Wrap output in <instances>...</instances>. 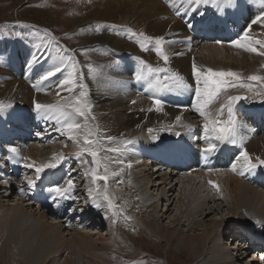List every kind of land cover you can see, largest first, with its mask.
<instances>
[{
    "label": "bare ground",
    "instance_id": "6f19581e",
    "mask_svg": "<svg viewBox=\"0 0 264 264\" xmlns=\"http://www.w3.org/2000/svg\"><path fill=\"white\" fill-rule=\"evenodd\" d=\"M179 1L181 0H90L91 4L87 6L89 10L86 11V20L90 19L100 20L103 22H117L113 24L114 26H111L113 28H109V26H102V32H104L103 35L91 33V38H93V41L102 40L103 42L110 43L113 46L112 50H115L117 60H112L111 62L104 63L105 65H99V67L102 65L104 67L102 70L98 71L95 80L87 75V70L84 67H81V70L85 73L84 83H86L87 85L89 84L90 86L94 85V88L89 87L88 85V90L91 91L90 94L94 103V109L91 111V116L94 117L95 120V131H99V133H111V136L117 138L116 142L121 139L120 142L118 141L119 143H106L102 146L104 149L120 148L121 151L118 154L110 151L105 152L103 150L100 152L101 167L98 171V175L103 176L105 174L103 171L105 165L108 167L109 173L118 172L119 175L115 177L110 176L107 182H105L104 180H98L96 184H94L92 176L90 174L85 175V173H91V170L94 167V165H92L91 163V156L87 154H85L83 158L90 161V164L86 163L83 167L81 166L79 160L75 161L77 163H74L70 160L68 162H65L63 166L61 164L59 165L62 168V171L59 173L53 172L52 169L51 171H49L48 169L45 170V172L41 174V177L39 179L41 182L38 186L35 187V189L32 190L31 197L37 196L40 198V200L44 198V195L48 193L47 189L51 187L49 186L47 188V186L51 182H53V184L64 182L66 186V181L68 179H71L73 175L75 176L76 173L72 172L71 170L76 166V171L82 173V180H79L80 185L82 186L85 182V195L83 196L87 198V202L83 205V211L81 212L78 209L80 203L83 202V199L79 198L82 194H79L80 196L78 197V192L83 193V191L77 188L76 185L74 186L73 194L75 196V202L73 206L70 204V201L67 200V202H62V206L60 208H56L52 202L49 204V201H47L46 209H43L42 211L39 203H36L35 201H33V203L29 201L25 203L26 200H23V198L19 199L17 197L16 200L18 202L14 203L12 207L6 205L0 206V256L2 255L0 260L2 264H6V259H4L5 255L7 253L14 252L15 249L19 250L21 257L23 258L21 264H28L32 259L41 257L42 248L47 249V254L52 252V254H54L55 256L58 252L66 253L71 259L67 260L66 264H77L76 254H78L80 258H82V263H85L86 259L89 262H102L95 257H98V255H101L102 257L104 256V254H108L114 258H117V260L122 264H127L126 258L121 257L122 255L120 251L119 254L121 256L116 255L117 252L115 249L117 246L115 245H117L118 242L125 243L126 247L133 244L135 252H140L141 247H137V243H139L137 241H140L139 239H141V235H143V237H148L149 234L153 233H156L155 237H159V239H167L168 242L178 240L176 247L178 251L180 250L179 253L187 251L194 256V261L196 262V264H200L202 261H205L204 264H238L235 263L233 259L239 262L242 257L241 255L244 253V249L246 250L248 249V247H251L252 251H254L253 249L257 251L258 249H260L264 254V242L258 245L251 244L246 247L251 237H247V234H245L244 232L246 230L251 231L254 238L260 240L264 239V167L262 170H260L261 167L258 166L252 172H245L243 175L245 178H248L246 182L243 180L244 178L242 179L243 175H240V170L238 171V167L243 164L242 160H238L236 162L234 161L237 165V171H233L231 167H228L234 157L237 156V153H239L240 151L239 149L241 147V140H243V149H247V151L249 150L250 152L254 153V156H250L254 160V162H256L257 157L264 159V131H261L260 129L262 127L261 124H263L264 127V111H260L259 113L256 111L255 106L249 107L250 105L247 104L248 102L246 103L245 100L246 96L239 93L241 92L240 88L242 87H238L237 85L236 88H230L231 90L227 91L228 94L243 97V99L234 102L232 106L234 116L237 119V127L241 126L242 133L239 131V129H237V133L235 136L237 144L233 145L229 142L217 143V145L219 146L217 147V150L215 152L205 154L199 150L200 148L207 147V144L203 141L202 138L203 133L205 132L204 125L208 124V127L212 128L214 126L212 123L213 121H227L228 109L227 107H225L222 114H218L220 111V101H218L215 102V106H208L205 109L206 116L202 117L197 114L191 107V105L195 102H193L192 99L195 95L194 88L196 86V79L192 71L193 63L196 64L198 69L202 70L212 68L227 71L228 67H231L233 69L243 68V71L240 73V79L245 77L247 80V78L251 76L249 73H247L249 72L247 70L261 68L260 61L263 60L264 56L251 53L249 51L246 52V50H244L243 48H237L235 46L227 45L230 43L229 39H225L224 41L216 40L217 36L219 38H222L221 34L227 33L229 31L227 30V27L222 29V32H224L222 33L218 32V30L220 29L218 28L219 26L210 31L205 30L203 26H191V28H189L188 26H184L183 23L179 21V17L171 14V6H177V4H180ZM258 6L260 8L256 9ZM203 7L204 6H202V8ZM192 9H189L191 10L189 12H192ZM214 10H216V8ZM217 12L214 16L215 18L217 16ZM238 12L240 11L238 10ZM260 12H264V4H260L258 0H255L254 3L251 2V0H244V5L242 7L240 15L244 16L243 19L245 21L246 19H248V21L250 22V20L253 21V18H256L254 16ZM131 16H136V21L125 22L121 20L128 19ZM207 19L209 20V17ZM193 22L195 21H192L191 23ZM213 22V26L217 24L215 21ZM118 23L125 26H119ZM252 24H249V29ZM260 24L261 23L258 22L256 25H252V36L253 39H256L254 37H259L261 38V41H264V34H262L264 32H260L261 28H263L264 26L262 27ZM243 27L244 26H236V29L234 28L231 34L228 35V37H234L238 34L239 29ZM131 28L138 32V34L144 33L145 35L152 37H157L158 35H160L165 36L169 41H178L177 43L165 44V49L167 50V54L171 59L169 60V63H172L169 64L172 67L170 69L172 70L170 74L172 75L174 71L180 73V76H182L184 78V81L190 85V88L188 90H185V96H180L177 102L174 100L173 104L171 103V105L163 104L161 110L159 111L154 108L153 101L151 99L153 95L150 94L151 89L148 87L150 79L139 81L137 85L138 88H136V80L134 74L136 75L140 72L134 71V63L132 62V57L145 58L143 61L154 68H162L158 65L159 59L162 60V58L157 59L155 58L156 56L154 57V48L149 51H142L136 43V40L126 39V37L124 36L125 31ZM198 28L199 31H205V36L202 37L201 35H198L199 37H196L194 36L195 34L190 33L196 29L198 30ZM246 28L248 27L246 26ZM111 29H113L114 32L111 33ZM233 32L235 33V35ZM247 32L249 33V30H247ZM255 33H257V35H254ZM28 39L31 40L30 43L27 42ZM89 39L90 38H88V35L84 36L83 42L87 43L89 42ZM233 39L234 38H232V40ZM253 39L252 41H254ZM201 40L209 41L212 44L207 43L201 46L200 43L203 42ZM217 41H219V44L217 43ZM5 43L6 49H8L9 51L14 50L15 48L16 50H21L24 49L23 47H29L27 48L28 50L26 52L18 55V60L22 63H24L25 60L26 63L30 59L32 52L35 50V45L39 43L41 44V40L37 38L33 40L31 36L27 39L19 40V42L13 41L12 43L11 41L9 42V40H6ZM197 45H200L201 47H199L195 51L193 48H191L193 50L189 49L190 46L196 47ZM253 45L259 44L252 43L250 46ZM0 49L6 50L2 48L1 39ZM141 51L144 53H141ZM5 57L6 55L4 53H0V102H3V104L5 105H11V107L7 109L6 113L0 114V124L4 123V118L9 117L10 115H16L17 111L14 110L19 109L21 113L19 112L20 116H18L16 119L18 122H15L13 124L17 125L18 123L21 125V128L16 131L17 135H14V137L11 132H8L9 130H7V132L4 131V128V130H2L1 124L0 133H6L8 135L9 139L6 138L7 142L13 141L14 143H18V139L21 143L19 145H22L23 142H27L29 136H31L30 140L34 139V141L39 142L38 139L40 138V135H36L38 128H41L42 124L49 123L50 120H45L44 118H42V114L37 113L34 110V103L39 102L42 104H56L61 101V98H67V93L59 90L56 87V85L58 84V80L64 77L57 76L51 78L44 84L43 88L40 91H37L35 86L34 88L31 87L30 82H34L36 84L38 76L41 75L44 71L49 70L52 66L53 61L49 58L46 60H42L32 68H28L27 70H30V73L29 76L27 75L28 78L25 79L24 73L21 69L14 72L13 69L7 67L6 61L2 60ZM138 60L139 59H134V62H140ZM161 60L160 62L162 63ZM7 63L10 64V62ZM141 68L142 63H139V71L141 70ZM64 75L66 76L67 73H64ZM243 84L245 85V83ZM248 87L253 88L250 85H247V88ZM57 91H60V96L56 95ZM155 96L159 98V95ZM133 100L136 102L132 103ZM223 100L224 95L221 94V101ZM239 101H245L244 103L247 104L246 107L245 105L240 104L241 102L239 103ZM262 101H264V97ZM150 108H152V111H148V109ZM95 110L97 112H95ZM177 116L180 117L179 122H177L176 120ZM245 117H250V122L248 123H250L251 127L246 125L247 123L244 122ZM76 122L80 123L82 126L84 125L82 123V120L79 118L76 119ZM137 125H139V127H137ZM200 126L202 128H200ZM88 127L91 128L90 124H88ZM32 129L35 130L34 133ZM56 129L57 128H52L49 131V134L45 135L43 139L48 140L49 138L52 139L53 137L62 136L61 133ZM148 129H152V135L156 134V137L158 138L159 136L164 137L165 141L163 142L166 146L171 147L172 143L175 148L174 154L172 147L168 148L167 152L164 148L161 153L159 152L158 158L155 159L153 157V153H150L148 149L145 148L146 143L144 141L150 142L149 140L151 138L146 131ZM22 130L23 132H26V135L22 133ZM63 131L64 130L62 129V132ZM52 132L56 134L51 136ZM176 132H180L181 135L177 136L175 134ZM65 133L66 132H64V134ZM66 136H68L67 133L65 137ZM197 137L200 139H195ZM68 140L70 143L68 145H70V147L66 148L65 153H68L71 157V155H73L72 153L75 152L76 146V152L80 151L84 146L83 132L80 135L79 143L72 141L71 139H69V137ZM157 140L158 139H156V141ZM126 141H134V143L129 144L127 145V147H125ZM0 145L3 146L4 149L6 148L5 146H8L5 143H1ZM38 147H40V142L37 144H35V142H32L29 148L37 149ZM6 151L8 152V150ZM146 154H151L147 156L148 159H150L147 162H155L164 167H167L170 164L178 165V167L176 166L175 168V171L178 175L183 173L188 174V172H190V174L192 175L188 178L186 177V180L184 179V177H182V179L177 178L176 182L182 184L185 187L188 185L194 186V184L196 183V178L200 179V181H204L202 185L207 190V186L211 185L209 184V181H214L215 184L218 185V187L212 188L214 190L221 191V195L223 194L224 196H227V199L231 201L234 206V229L230 230V228L228 229V231L230 230L233 235H240H238L239 239L235 237L232 238L238 240V243L236 241L237 246L234 244L236 246L235 248H238L237 251L239 250L238 253H234L232 250L230 251L227 246H219L222 238L220 236L217 237L216 235H214V233L212 232V228L206 226L207 223L205 219L207 218V215H211L212 212H215L221 207V205H219L220 202L216 203V200H214L216 199L215 197L212 198V202L214 203L213 206L215 205V208L209 206L207 207L208 200L211 199L207 195H204L203 199L198 200L195 206H188L189 208H186L188 210L186 216L193 220L194 225L196 227H199L198 229H200L201 227L206 228L203 229L204 231L201 234H195L192 236L189 235L187 237L183 235L185 237L182 238L169 231H164L163 233L157 230L156 226H158V223L155 222L156 219L152 218L153 215L152 217H150L152 211L150 210L147 215L145 214V212L148 211L146 207L151 206L149 205V203L151 202L149 191L145 187L141 191V188L146 185L144 179H152V174L148 172L149 168L151 169V164H145L142 166L141 163H138L143 155ZM32 155H35V153H32ZM206 155L208 156L206 157ZM0 156H5L2 155L1 150ZM60 157L65 158L64 155L62 156V154L60 155ZM204 158L205 161L202 165ZM71 159L73 160L74 158ZM158 159L162 162V164L158 162ZM117 160H122L123 163H117ZM0 161H3V163L0 162V174L5 177L4 181L1 179L2 182L0 183L3 185L2 188H5V186H9L10 189L8 190L11 191L12 189H14V186H12V182H10L9 180L14 178V182L16 177L20 173H23L22 171L25 170L23 169L25 167L17 165V163L15 162H11L7 157H0ZM25 163L26 162H24V164ZM38 164L41 165V163ZM139 164L142 166V170L139 168ZM129 165L131 166L129 167ZM133 166H135L134 169ZM156 168L159 169V166ZM209 169H212V171H209ZM10 170L12 173H10ZM27 171L28 170H26V172ZM105 183H107L108 193L112 196L114 204L116 206L112 210H109L107 208L106 202L103 201L101 203H104V207L98 210L96 207H94V204L98 201H94L89 195L90 188L95 189L98 185L100 189H103L105 187ZM14 184L16 185L15 188H19L18 191H24L22 181H17L16 183H13V185ZM180 190L182 192L181 188ZM194 194V196H196V193ZM17 195L18 194H16V196ZM122 196H126V201L120 198ZM31 197L30 199H33ZM181 197L182 196L178 197L177 203L183 201L184 205L187 206V204L190 202H185L187 199H182ZM219 198L221 199L220 196L218 197V199ZM159 199H164V201L168 203L164 215L168 214L167 212L171 211L172 208H170V206L173 204L172 199H169V193L165 192ZM221 201L224 200L221 199ZM155 205L156 207L158 206L157 204ZM34 207L36 208L33 210ZM69 208L77 209V211H67V209ZM156 209L155 212H157ZM243 209L245 210L244 213ZM46 212H52V214H55V218H57L55 219L56 221L53 220L52 223L48 221V214ZM113 212H116L117 214L113 215ZM246 212L249 213V215H247L248 218L244 216ZM142 213L147 217L142 219L140 216ZM178 213V215L175 214L176 217L175 219H173L176 226L179 224L181 225V223L185 222V217L182 216L183 210ZM74 215L75 217L78 216V222H84L85 224L87 222L89 223V226L93 227L99 224L107 225L110 221L109 226L107 225L106 235H113V238L111 240H102V242L99 241L97 242L98 244H96V240H92V237L89 235L88 229H76V226L71 229H75L77 230V232L75 234L72 233L73 236H70L69 238H67V236L65 237V234L60 232L59 229H62L64 225L73 224L72 220L75 218ZM197 215L204 216L203 220H196L195 218ZM125 217H131V219L126 220ZM45 218L47 219V221H43V219ZM95 218H97V220H95ZM187 220L189 219L186 218V221ZM62 221L63 224L65 223L64 225L60 224V222L62 223ZM136 222H138L137 224L139 226V231L143 233L141 235H136L131 232V227L133 223ZM84 223H80L81 225L78 223V225L84 226ZM214 224V227H216L217 221L214 222ZM112 228H115L119 232H116ZM218 233L219 232H217L216 234ZM240 239H242L243 242L245 241V244H242ZM52 240L56 242L59 240V246L57 248L51 246ZM216 240H218L219 243L216 242ZM250 242L253 243V241ZM14 246H16V248H14ZM10 261L7 264H11Z\"/></svg>",
    "mask_w": 264,
    "mask_h": 264
},
{
    "label": "rangeland",
    "instance_id": "374dc122",
    "mask_svg": "<svg viewBox=\"0 0 264 264\" xmlns=\"http://www.w3.org/2000/svg\"><path fill=\"white\" fill-rule=\"evenodd\" d=\"M185 1H186V3H185ZM254 1L255 0H251V2H253V3H254ZM263 1L264 0H258V2L262 5L264 4ZM179 2H180V4H177V6L176 5L171 6V14L179 17L178 18L179 21L181 23H183L184 26H188V24H191V26H195V23H197L200 26H203V24H208V26H213V24H214L213 21H215L217 24L214 26H219L218 28L221 29V30L219 29L218 32H222V29L225 28L224 26H227V27L229 26L228 27L229 31L227 33L222 32V33H224V34H221L222 38H219L217 36L216 40L224 41L225 39H229V41L231 42L232 38L237 39L241 35H243L245 30L246 31L249 30L250 39L251 40L253 39V36H252L253 35V29H252L253 26L252 25H254V24H252L251 20H250V22L248 21V19H246V21H245L243 19L244 16L240 15L241 11H242V7L244 5V0H235V6L234 7H227L223 13L219 12L217 9L216 10L218 12L216 10H214L215 7H213L212 5H201L195 11H193V9L196 7L195 5L194 6L190 5L187 2V0H181ZM90 4H91L90 0H0V34H4L3 36L6 38V40H9V42L11 40L19 42V40L27 39V38L32 36L33 40L35 38L40 39L41 44H42L43 42L46 41V37L44 36L43 30L47 29V30H49L50 35L55 37L54 47L56 45H59L62 48V50L66 51L68 53L74 54L75 59L79 62L76 64V68L81 69V67H84L87 70V75L92 78V76L88 74V66L89 65L93 69H96V74H98V71L103 69V67H104L103 65H105L104 63L111 62L112 60L113 61L117 60L116 59L117 56H116L115 50H112L113 46L110 43L103 42L102 40L93 41V38H91L92 37L91 33L97 34V35H103L104 32H102V26H109V28H113L111 26H114L113 24H115L117 22H103L100 20H90V19L86 20L87 19L86 18V15H87L86 11L89 10L87 8V6H89ZM241 4H242V6H241ZM202 6H204V7L202 8ZM192 7H193V9H192ZM235 7L240 12H238V10ZM178 8H179V10H178ZM188 8L192 9V12H189L191 10H189ZM258 8H260V7L258 6L256 9H258ZM206 9H207V11H206ZM213 10H214V12H213ZM177 12H179L180 14L177 15ZM216 12H217V16L215 18L214 16L216 15ZM201 13H203V15H201ZM261 13L262 12L256 14L254 17L259 16ZM208 17H209V20L207 19ZM136 19H137L136 16H131L128 19H121V20L126 22V21H136ZM253 19H255V18H253ZM18 21L22 22V24H24V25H30L32 27H23L21 24L17 23ZM192 21H195V22L191 23ZM199 21H200V23H199ZM257 23H255V25ZM249 24H252L250 26V29H249ZM118 25L119 26H125V25L119 24V23H118ZM260 25L262 27L264 26V24H260ZM3 26H8V27H3ZM236 26H244V27L239 29L238 34L236 33L237 35H235V33L233 32L235 35L234 37L233 36L228 37V35L231 34L232 30L234 28L236 29ZM246 26L248 28H246ZM263 28H261L260 32H264ZM187 29H188V27H187ZM128 30H126L125 34H124L126 39L135 40V38H128V36H130ZM130 30L132 32H135L138 34V32H136L133 28H131ZM194 31H196L197 33ZM194 31L190 32V33L195 34L194 36H196V37H199L198 36V35H200L199 28H198V30L196 29ZM17 32H19L20 35H15V33H17ZM110 32L111 33L114 32L113 29H111ZM198 32H199V34H198ZM262 34H264V33H262ZM87 35H88V38H90V39H89V42L85 43V42H83V37L87 36ZM254 35H257V33H255ZM158 36H160V35H158ZM214 36H216V35H214ZM254 38L257 39V40L253 39L254 41L255 40L261 41V38H259V37H254ZM201 41H203V40H201ZM27 42L30 43L31 40L28 39ZM207 43L212 44L209 41H203L202 43H200V45L202 46L203 44H207ZM224 44H226V43H224ZM7 45H8V41H7ZM200 45H197L198 47L197 46L196 47L190 46L189 49L193 48L195 51L199 47H201ZM227 45L233 46L231 43H229ZM254 46H256L258 48V50L264 51V46H262L260 44L259 45H253V47ZM5 47H6V45H5ZM23 48L24 49H21V50H16V48H15L12 51H9L8 49H6V50L0 49V53H4L6 55V57L2 60L6 61L7 67H9L10 69H13L14 72L19 71L21 69L24 73V78L27 79L29 76V73H30L29 72L30 70L26 71L28 69L26 67L27 62L25 63V60H24V63H22L18 60V55L23 53V52H26L28 50L27 48H29V47H27V48L23 47ZM193 49H191V50H193ZM165 52L167 54L166 49H165ZM246 52H248V51H246ZM141 53H144V52L141 51ZM247 54H250V53H247ZM153 55H154V57L156 56L155 58H157V59L161 58V57L157 56V54L155 52L153 53ZM6 59H8V60H6ZM132 59L131 60L134 63V71H136L138 68V65H137V63L134 62V59H137V58L132 57ZM144 59L145 58H140L138 61H140V63H141V60L143 61ZM160 60L161 59H159L158 65L161 66L162 68H164V66H165V68H168L169 69L168 75H171L170 73L172 72V70H170V69L172 67L169 64H172V63H169V61H168V63L165 64L163 60H161L162 63L160 62ZM169 60H171V59L169 58ZM7 62H10V64H8ZM101 64H103V65L99 67V65H101ZM147 65L148 64H146V62H144L142 64L141 72H143L145 74L147 73ZM260 65H261V68L247 70L249 72H247V71L246 72L249 73L250 75L264 76V57H263V60L260 61ZM214 70L220 71L219 69H214ZM228 70H232V71L238 72L240 74L243 71V68H234L233 69L231 67H228ZM70 71H73V69H70ZM174 73H178V72L174 71ZM100 74H101V72H100ZM178 74L180 75V73H178ZM244 78L240 79L237 82L238 87H242V88H240L241 92H239V93L244 94L246 96L245 100H246V103L248 102L247 104L250 105V106L248 105L249 107L255 106V108L258 110L259 109L264 110V101H262V99L264 97V81H251L250 80V82H249L248 78H247V80H246V78L245 79ZM149 79L150 80L154 79V76L150 77ZM243 83H245V85ZM30 84H31V87L34 88L35 83L30 82ZM247 85H250L253 88H251V87L247 88ZM89 87L94 88V85H92V86L89 85ZM88 88H87V91H88L89 95L87 97V103L91 106V111H92L94 109V103L92 100V96L90 94L91 91H89ZM228 90H231V89L227 88V91ZM150 92H151L150 94H152V95H159V97L164 99L167 102V104H169V105H171V103L173 104L174 97L176 95H178V94L180 95L181 93H186L185 90L179 92V91L175 90V88L173 91H169L167 89H164L161 91L151 89ZM77 96H78V93H77ZM249 97H251V98H249ZM75 99H76V97L72 98V100L70 102H74ZM240 102L241 101H239V103ZM244 102L245 101H242L240 104H243L246 107L247 104ZM252 103L256 104V105H253ZM212 105L215 106L216 105L215 102ZM212 105H210V106L213 107ZM258 105L261 107H259ZM68 109H69V111H71V108H68ZM14 111H17L16 115H14V116L10 115L9 117L4 118L5 125H4V123H1L2 124V130L5 129L4 131H6V132H7V130H9L8 132H11V134L13 136L17 135L16 131L19 128H21L20 124H18V123H17V125L13 124L15 122H18L16 119L18 116H20L19 115L20 110L16 109ZM95 112H97V111L95 110ZM79 119H81L82 123L85 124V120L83 118H79ZM244 122L247 123L246 125L251 127L250 123H248V122H250V117H245ZM86 123H87V125L90 124L92 131L93 130L95 131V126H94L95 120L93 119L91 114H90V117ZM1 124H0V126H1ZM261 125H262V127L260 129H261V131H264L263 124H261ZM11 126L13 127V129ZM52 128H60V125L55 124L52 121H49V123L42 124L41 128H38L37 132L40 133V138L38 139V141L40 142V147H38L37 149L36 148H34V149L29 148L30 145L32 144V142L33 143L35 142V144L39 143L37 141H34V139L30 140L31 136L28 137L27 142H23L24 145L23 144L19 145L21 143L17 138L16 139H17L18 143H14L13 141L7 142V139H9L8 135L6 133L5 134L0 133V137H1L0 138V144L5 143L8 145V146H5L6 147L5 149L3 146L0 145V150L2 151V155H5V156H0V157L1 158L7 157V158H9V160L11 162H15V163H17V165H21L22 167H25V168H23V169H25L24 171H22L23 173H20L21 175L19 174L16 177L14 182H13L14 178L9 180L10 182H12V186H14V189L11 190L12 193L10 190H8V189H10L9 186H5V188H2L3 185L0 183V206L6 205V206L12 207L14 203L18 202L16 200L17 198H19V199L23 198V200H26L25 203H27L28 201L33 203L32 199H30L31 192L33 189H31V190L28 189L27 180L28 179H34L35 180L36 174H35L34 168L33 169H29V168L27 169L26 168V165H25L26 163L27 164L28 163H34L36 166H38L39 165L38 163L45 164V163L53 162L55 160V158L60 156L61 154H62V156L63 155L65 156V158L63 157V160L61 162L62 166L65 164V162H68L70 160L73 161L74 163H77V162H75V161H77V158L75 157V153L77 151V146L75 147L76 148L75 152L72 153L73 155H71V157L68 153L67 154L65 153L66 148L70 147V145H68V144H70L69 140H68V136L65 137L66 133L61 134L63 137L62 136L53 137L52 139L49 138L48 140L43 139V137L45 135L49 134V131ZM200 128H202V127L200 126ZM237 129H239V131L242 133L241 126H238ZM34 131L35 130H33V133H34ZM146 131L151 138L149 140L150 142L144 141L146 143L145 148L148 149V151L150 153H153V157L155 159H157L159 152L161 153L164 148L168 149V148H170V146H166L165 144H164V146H158L159 140L156 141V139L155 140L153 139L154 136L156 137V134H153V135L150 134L149 129ZM59 132L61 133L62 129ZM22 133L24 135H26L25 134L26 132H23V130H22ZM54 134H56V133L52 132L51 136H53ZM100 135L106 136V135H111V133L101 132ZM160 137L161 136H159V138ZM130 138H132V137H130ZM140 140H143V139H140ZM118 141L120 142L121 139ZM118 141L116 143H119ZM108 144H112V143H108ZM155 144L157 145V148H156L157 151L153 148V145H155ZM51 145H53V146H51ZM10 146H15L17 148V150L19 152V156H20V157L18 156L19 158L18 157H15V158L12 157L11 153L8 151L10 153L9 154L6 151V150H8V148ZM136 146H138V145H136ZM48 151H50V152H48ZM247 152L249 153L250 151L248 150ZM32 153H35V155H32ZM40 154H41V156H40ZM249 154H250V156H254L253 152H250ZM149 155H151V154L143 155V157L141 158V160L138 163H141L142 166L145 164H147V165L151 164L150 165L151 169L149 168L148 172H150L152 174V179L151 180L144 179L146 185L141 188V191L144 189V187L149 191V197L151 198V202L149 203V205H151L152 208H151V206L146 207L148 209V211L145 212V214L147 215V213H149L150 210L152 211L151 212L152 214H150L151 215L150 217H152V215H153L152 218L156 219L155 222L158 223L157 224L158 226H156L157 230L160 232H163V233H164V231H169L171 233H175V235H178L179 237H182V238H184L185 236L187 237L189 235L192 236L195 234H201L204 231L203 229L205 227L204 228L201 227L200 229H198L199 227H196L194 225L193 220L186 216L187 211H188L186 208H189L191 206L193 207V205L195 206L197 204L198 200L204 198V195L205 196L207 195L208 197L211 198L210 199L211 201L208 200L207 207L209 206V207L215 208V205L213 206L214 203L212 202L213 201L212 198L215 197L216 199H214V200H216V203L220 202L219 205H221V207L218 210H216L215 212H212L211 215H207L206 219L204 218L206 220V223H207L206 226H208L209 228L210 227L212 228V232L214 233V235H216L217 237L220 236L222 238V240L220 239L221 242H220L219 246H221V245H222V247H223V245L227 246V248L230 251L232 250L234 253H238V251H239V250L237 251L238 248H235L237 246L238 240L232 239V238L235 237V238L239 239L240 235L239 234L233 235L230 232V230L234 229L233 228L234 222H235L234 217H233L234 206H233L232 202L227 199V196H224L223 194L221 195L222 192L219 190L218 191L214 190L212 188L214 186H212V185L207 186L208 190L205 189L202 185L204 183V181L203 180L200 181V179H197V178H196V183L194 184V186H191V185H188L186 187L183 186L182 184L176 182L177 178L182 179V177H184V179L186 180L188 177H190L192 175V174H190V172H188V174L183 173V174L178 175L177 172L175 171L176 170L175 168H176V166L178 167V165L170 164L172 166H167V167L165 166L164 167V166H161L160 164L155 163V162H147L150 160L147 157ZM21 157L23 159H21ZM71 158H74V159L72 160ZM185 160H187V159H185ZM86 161H87V163L90 164V161H88V160H86ZM236 161H238V160L235 159V162ZM0 162L3 163V161H0ZM24 162H26V163L24 164ZM158 162L162 164V162L160 160ZM232 162L235 163L233 160H232ZM232 162L230 163V165L232 164ZM221 163H223V162H221ZM141 165L139 164L140 169L142 168ZM223 165H227V164H223ZM158 166H159V169L156 168ZM260 167H261L260 170H262L264 166H260ZM134 168H135V166H133V169ZM217 168H220V167H217ZM241 169H242V165L240 167H238V171ZM26 170H28L27 171L28 173L26 172ZM48 170L51 171V169H48ZM52 170H53V172L59 173L62 171V168L60 166H58L57 168H54ZM71 171L76 173L75 176L73 175L71 177V180H72V178L74 180L73 181L74 186L76 185L77 188L82 190L84 193L85 182L83 183L82 186L79 183V180H82L81 179L82 173L76 171V166ZM10 173H12L11 170H10ZM164 175H165V177H164ZM34 176H35V178H34ZM4 178L5 177H3L0 174V182H2V180L4 181ZM242 179L246 182L248 178L247 177L245 178L243 175ZM17 181H19V182L22 181V184L24 186L23 192L18 191L19 188H17V187L15 188L16 185L15 184L13 185V183H16ZM61 183L64 184V182H61ZM52 185H54L53 182L49 183L47 188L49 186H52ZM254 185H256V184H254ZM180 188L182 189V192H181ZM260 188H262V187H260ZM139 191H140V188H139ZM165 192L169 193V199L171 198L173 201V204L170 206V208H172L173 210L171 209L170 212H167L168 214H165L166 216L164 215V213H165L166 207L168 206V203L166 201H164V199L163 200L159 199L162 196V194H164ZM178 192H179V194H178ZM29 193H30V195H29ZM83 193L78 192V197L82 194L79 198L83 199L82 200L83 202H81L80 205L78 206V209L81 212L83 211L84 203L87 202V198L85 196H83V195H85V193L84 194ZM194 193H196V196L198 198L196 196H194L195 195ZM16 194H18V195L16 196ZM186 194L187 195L189 194V195L187 196ZM178 195L182 196L181 197L182 199L186 198L187 200L185 202H190V203H188L187 206L184 205L183 201L177 203L178 202L177 199L179 197ZM219 196L224 201H221L220 198L218 199ZM47 197H48L47 194L44 195V198H47ZM120 198L122 200L126 201L125 200L126 196H122ZM19 202H21V201H19ZM100 202H102V200ZM153 202H155V203H153ZM46 204H47V200L43 201L42 206L40 205L42 211H43V209H46ZM155 204H157L158 206L156 207ZM35 206H36V204H35ZM179 207H181V208H179ZM35 208L36 207H34L33 210ZM155 209L157 212H155ZM180 209L183 210L182 216L185 217L184 218L185 222L181 223V225L179 224L176 226L174 224L173 219H175V217H176L175 214H177L178 212L181 211ZM244 209H246V208H244ZM244 209H243V213L245 212ZM185 210H186V213H185ZM46 213L48 214L47 215V217L49 219L48 221H50L51 223L53 220L56 221L55 219H57V218H55V214H52V212H50V214H49V212H46ZM247 213L248 212H246L244 216L248 218L247 215H249V213L248 214ZM144 215H143V213L140 215L142 219L147 217ZM229 216H230V220H229ZM74 217H75V215H74ZM203 217L204 216L197 215L195 219L196 220L197 219L203 220ZM186 218L189 220L186 221ZM95 220H97V218H95ZM191 220H192V222H191ZM43 221H47V219L45 218V219H43ZM216 221H217V224H216V227H214L215 226L214 222H216ZM72 223L73 224H71V225H64L65 223L63 224V221H62V223L60 222V224H62L64 226L62 229L60 228L59 231L62 232L63 234H65V237L67 236V238H69L70 236H73L72 233L75 234L77 232V230L71 229L74 226H76V229H81V230H84V229L87 230L88 229L89 235L92 237V240H94V241L96 240L95 241L96 244H98L97 242H99V241L102 242V240L103 241L111 240L113 238V235H108V236L106 235L107 225L109 226L110 221H109V224H107V225L106 224L95 225L96 226V228H95V226L94 227L89 226V223H87V222H86V224L84 222H80V221L78 222V216H76L72 220ZM78 223L79 224L84 223V226H80L81 224L78 225ZM137 223L138 222L133 223V225L131 227V232L133 234H136V235H139V234L141 235L143 233H141V231H139V229H138L139 226ZM188 223H189V225H188ZM173 224H174V226H173ZM235 224H238V223H235ZM55 225H57V224H55ZM112 229H114L116 232H119L115 228H112ZM228 229H230V230L228 231ZM92 231H93V233H92ZM225 231H226V233H225ZM236 231H239V230H236ZM217 232H219V233L216 234ZM244 232H245V234H247V237H249V236L251 237V238L249 237L250 238L249 243L247 244L246 247H248L251 244L258 245V244H261L262 242H264L263 241L264 239L260 240V239L254 238L251 231L246 230ZM91 233H92V235H91ZM153 234H149L148 237H146V236L143 237V235H141V239H139L140 241H137V242H139V243H137L138 245L136 244L137 247L138 246L141 247L140 252H135V248H134L133 244L126 247L125 243L118 242V244L115 245V246H117L115 249L117 252L116 255L117 256L122 255L121 257L126 258L127 264H196V262L194 261V256L191 255L190 253H188L187 251L179 253L180 250L178 251L177 247H176L178 240L177 241L174 240L173 242H168L167 239H164V238L159 239V237H155L156 233H153ZM183 235H185V236H183ZM98 238H100V239H98ZM104 238H107V239H104ZM97 239H98V241H97ZM236 241H237V243H236ZM240 241L242 242V244H245V241L243 242L242 239H240ZM250 241H253V243H251ZM216 242H218V240H216ZM130 243H133V242H130ZM51 246L57 248L59 246V240L57 242L52 240ZM14 248H16V246H14ZM253 250L254 251H252L251 247H248V249H246V250L244 249V253L241 255L242 257L239 260V262L235 261L234 259H233V261L235 263H238V264H264V254L261 252L262 250H260V249H258V251L255 249H253ZM119 251L121 252V255L119 254ZM41 253H42L41 257L32 259L28 264H66L67 260H71L69 258V256L63 252H60V253L58 252L56 254V256L54 254H52V252L47 254L46 248H42ZM1 256H0V258H1ZM76 256H77V259H76L77 264H122L120 261L117 260V258H114L108 254H104V256H102V257H101V255H98V257H95V258H98L102 262H89L86 259L85 263H82V258H80V256L78 254H76ZM76 256H74V257H76ZM101 258H103V259H101ZM4 259H6V264L10 260H11L10 261L11 264H21L23 258L21 257L19 250L15 249L14 252L7 253L5 255ZM233 261H231V262H233ZM204 263H205V261H202L200 264H204ZM0 264H2L1 260H0Z\"/></svg>",
    "mask_w": 264,
    "mask_h": 264
},
{
    "label": "snow or ice",
    "instance_id": "6c2138e0",
    "mask_svg": "<svg viewBox=\"0 0 264 264\" xmlns=\"http://www.w3.org/2000/svg\"><path fill=\"white\" fill-rule=\"evenodd\" d=\"M187 2L190 5L196 6L193 11L199 8L200 5H212L219 12L223 13L227 7L235 6V0H187ZM179 14L180 13L177 12V15ZM201 15H203V13H201ZM257 22L264 24V12H262L252 21L253 24ZM17 23L21 24L23 27H32L30 25H24L19 21ZM188 27L191 28V24H188ZM128 32L130 34L129 38H135L136 43L142 51H149L154 48L155 53L162 58L165 64H167L169 61V56L165 53V44L178 42L176 40L169 41L165 36L152 37L147 36L144 33L137 34L132 32L130 29ZM43 33L46 37V41L42 44L35 45V50L32 52L26 67L32 68L42 60L50 58L53 61L52 66L49 70L44 71L38 76L35 84L36 90L40 91L44 84L51 78L63 76L64 78L58 80L56 87L59 90L66 92L67 98H61V101L56 104H42L35 102L34 110L37 113L42 114V118L45 120H50L55 124H59L60 128H57L56 130L61 131V129H63L64 131L61 132V134L66 132L69 139L76 143H79L80 135L83 132L84 146L80 151L75 153V157L80 161L81 166L83 167L87 163L83 157L85 154L90 155L91 163L94 165V167L92 168L91 173H85V175L90 174L94 184H96L98 180H104L107 182L110 176L115 177L119 175V173H109V169L105 165L103 169L105 174L103 176L98 175V171L101 167L100 152L103 150L105 152L110 151L117 154L120 153V148L104 149L102 147L106 143L116 142L117 138L111 135L101 136L99 131L94 132L88 127L86 122L91 114V106L87 103V97L89 93L87 91L88 85L84 83L85 73L81 69L76 68V64L79 62L75 59L74 54L62 50L59 45L54 47L55 37L50 35L49 30L44 29ZM15 35H20V33L17 32ZM217 43H219V41H217ZM252 43H257L264 46V41H252L247 31H245L239 38L233 39L231 41V44L237 48H243L244 50L251 53L264 56V51H258L257 47L250 46ZM141 63L143 64L144 61L141 60ZM69 69H73V71H69ZM192 71L196 79V86L194 88L195 102L191 105V107L195 110V112L202 117L206 116L205 109L214 102L218 101H220V111L218 114H222L225 107L228 109L227 121H213L212 123L214 126L212 128H209L208 124L204 125L205 132L203 133L202 138L207 144V147L200 148L199 150L207 154L217 150V143L229 142L233 145L237 144V140L235 139L237 133V119L234 116L232 106L234 102L243 99V97L228 94L227 88H235L237 86V82L240 80V74L232 70L217 71L212 68L202 70L198 69L195 63L192 65ZM64 73H67V75L65 76ZM168 73L169 69L167 68H154L151 65H147V73H137L135 75V80L139 82L154 76V79L149 81L148 87L157 91L164 89L171 91L173 88H175L177 91H181L188 90L190 88V85L187 84L184 81V78L178 73H172L171 76H169ZM88 74L92 76L93 80L96 79V70L90 65L88 66ZM248 79L251 81H264V76L251 75L248 77ZM221 94L224 95L223 101H221ZM56 95L60 96V91H57ZM73 97H76L75 102L69 103ZM151 99L153 101L154 108L157 111L161 110L163 105L162 99L157 98L155 95H153ZM135 102L136 101L134 100L132 101V103ZM9 107H11V105H5L3 102H0V114L6 113ZM68 108H71L72 110L69 111L67 110ZM148 111H152V108L148 109ZM78 117L85 120V124L83 126L76 122ZM176 120L179 122L180 117L177 116ZM137 127H139V125H137ZM149 133H152V129H149ZM175 134L177 136L181 135L180 132H176ZM36 135L39 136L40 133L37 132ZM153 139H158V137L154 136ZM195 139L200 138L197 137ZM133 143L134 141H126L125 147ZM240 145L242 150L240 151L237 159L243 161L242 169L240 170L241 175H243L245 172L254 171L258 166H264V159L260 157L256 158V162L252 161L250 154L247 152V150L243 149V140L240 141ZM8 151L14 158L19 156V152L15 146H10ZM21 159L23 158L21 157ZM62 160L63 157L58 156L53 162L41 164L39 166H36L34 163L26 164L27 168H34L36 174L35 180H27L28 189H35L41 174L47 169L57 168L61 164ZM116 162L123 163L122 160H117ZM130 166L131 165H129V167ZM231 168L233 171H237V165L235 163L231 165ZM209 171H212V169H209ZM209 184L214 187H218L214 181H209ZM47 191L50 193L48 198L52 200V203L56 208H60L63 201L75 200V196L73 194L74 182L71 179L66 181V186L63 183L54 184L49 187ZM89 195L94 201H98L94 204V207H96L98 210L104 207V203L99 202L101 200L106 202L107 208L109 210H112L115 207L114 200L108 193L107 183H105V187L103 189H100L98 185L95 189L90 188ZM67 211L74 212L77 211V209L69 208ZM116 214V212H113V215ZM125 219L130 220L131 217H125Z\"/></svg>",
    "mask_w": 264,
    "mask_h": 264
}]
</instances>
